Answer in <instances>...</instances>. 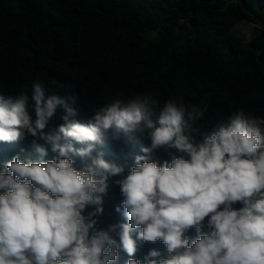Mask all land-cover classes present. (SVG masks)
<instances>
[{"label": "clouds", "instance_id": "1", "mask_svg": "<svg viewBox=\"0 0 264 264\" xmlns=\"http://www.w3.org/2000/svg\"><path fill=\"white\" fill-rule=\"evenodd\" d=\"M31 88L34 121L26 91L0 96V141H22L27 132L41 157L22 159V149L0 170V264H118L120 251L126 264H264V116L241 108L197 137L207 105L182 96L163 107L151 92L119 96L81 122L60 96L44 100L43 81ZM58 106L63 122L46 132ZM109 131L113 139L135 132L150 140L127 172L103 153L93 155ZM70 138L88 146L75 149ZM40 140L55 158L43 159L48 150ZM158 148L183 156L159 162L150 155ZM110 180L123 197L115 211L122 207L127 222L98 230ZM157 241L166 255L150 249L142 260L132 258Z\"/></svg>", "mask_w": 264, "mask_h": 264}, {"label": "trees", "instance_id": "2", "mask_svg": "<svg viewBox=\"0 0 264 264\" xmlns=\"http://www.w3.org/2000/svg\"><path fill=\"white\" fill-rule=\"evenodd\" d=\"M243 23L256 24L250 39L238 30ZM37 80L45 83V101L60 96L81 122L119 96L147 92L161 107L175 96L207 105L206 116L195 125L197 137L241 108L264 116V0H0V96L26 91L33 121L31 85ZM64 114L58 106L45 131L58 127ZM105 137L104 144L93 146V155L103 153L126 172L136 155H144L141 147H150V140L135 132L113 139L109 131ZM33 139L25 132L22 141H0V170L22 149V159L39 162L30 149ZM39 142L48 150L44 160L57 156L51 144ZM69 143L75 149L88 146L71 138ZM150 155L159 162L183 156L165 148ZM75 167H83L79 158ZM109 183L98 230L127 222L122 207L115 211L123 200L119 186ZM187 235L197 238L195 229ZM150 249L166 255L157 241L143 244L132 258L142 260ZM128 259L120 251L118 264Z\"/></svg>", "mask_w": 264, "mask_h": 264}, {"label": "rangeland", "instance_id": "3", "mask_svg": "<svg viewBox=\"0 0 264 264\" xmlns=\"http://www.w3.org/2000/svg\"><path fill=\"white\" fill-rule=\"evenodd\" d=\"M253 25L249 23H243L239 26L238 30L242 33L246 39H250Z\"/></svg>", "mask_w": 264, "mask_h": 264}, {"label": "built area", "instance_id": "4", "mask_svg": "<svg viewBox=\"0 0 264 264\" xmlns=\"http://www.w3.org/2000/svg\"><path fill=\"white\" fill-rule=\"evenodd\" d=\"M253 25V27H256V24H252Z\"/></svg>", "mask_w": 264, "mask_h": 264}]
</instances>
